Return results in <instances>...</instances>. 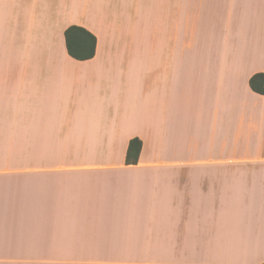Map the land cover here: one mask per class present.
<instances>
[{"label":"crops","instance_id":"0c3cea01","mask_svg":"<svg viewBox=\"0 0 264 264\" xmlns=\"http://www.w3.org/2000/svg\"><path fill=\"white\" fill-rule=\"evenodd\" d=\"M260 72L264 0H0V264L264 263Z\"/></svg>","mask_w":264,"mask_h":264},{"label":"trees","instance_id":"16d2710c","mask_svg":"<svg viewBox=\"0 0 264 264\" xmlns=\"http://www.w3.org/2000/svg\"><path fill=\"white\" fill-rule=\"evenodd\" d=\"M65 39L68 53L77 60H89L96 54L97 37L87 28L80 25H70L65 30ZM251 88L264 95V73H256L250 78ZM143 141L138 138H132L127 150L126 161L135 163L139 161ZM264 264V263H262Z\"/></svg>","mask_w":264,"mask_h":264}]
</instances>
